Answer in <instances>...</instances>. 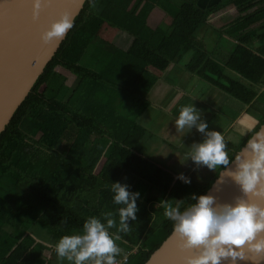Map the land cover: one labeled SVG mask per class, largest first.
<instances>
[{
	"label": "trees",
	"instance_id": "1",
	"mask_svg": "<svg viewBox=\"0 0 264 264\" xmlns=\"http://www.w3.org/2000/svg\"><path fill=\"white\" fill-rule=\"evenodd\" d=\"M138 1L85 0L73 27L0 132V264H50L52 246L29 229L57 241L81 233L89 216L103 222L104 213L112 212L118 221L121 205L112 202L113 181L140 193L137 221H129L132 231L116 241L122 253L117 259L126 256L121 264H143L172 231L160 201L190 203L222 169L203 183L180 186L173 172L144 154L150 133L136 120L156 80L152 70L164 71L190 52L186 67L191 73L250 104L257 97L253 87L264 84V0H233L236 17L229 24L241 37L224 64L211 57L197 32L230 0L205 9L184 0L172 22L158 30L147 26L151 8L138 9ZM144 2L167 7L162 0ZM104 22L127 44L116 47L115 37L101 44L97 33ZM98 82L121 91L120 103L95 89ZM63 86L67 90L60 93ZM257 101L264 103V93ZM5 223L12 232L1 228Z\"/></svg>",
	"mask_w": 264,
	"mask_h": 264
},
{
	"label": "clouds",
	"instance_id": "2",
	"mask_svg": "<svg viewBox=\"0 0 264 264\" xmlns=\"http://www.w3.org/2000/svg\"><path fill=\"white\" fill-rule=\"evenodd\" d=\"M33 22L40 18L41 11L49 0H27ZM73 27V20L61 13L40 33L42 43L59 41ZM203 134L194 141L185 153L195 166L214 170L218 166L240 192L230 201H219L211 192L190 197V203L175 200V203L160 201L163 215L172 222V231L178 235L181 247L189 250L183 264H264V126L256 128V121L238 125L235 130L245 140L240 152L231 159L224 134L209 129L208 122L201 118L196 106L180 107L175 118L177 132L191 129ZM255 129V130H254ZM178 179L190 183L183 173ZM128 185L111 182L112 202L121 205L116 209L118 221L112 212L100 217L89 216L82 225V232L62 235L54 244V251L70 264H118L121 248L116 241L120 234L132 231L129 221H137L139 192L129 191ZM115 228V232L110 229ZM251 253L253 255H246ZM127 257H121L126 261Z\"/></svg>",
	"mask_w": 264,
	"mask_h": 264
},
{
	"label": "crops",
	"instance_id": "3",
	"mask_svg": "<svg viewBox=\"0 0 264 264\" xmlns=\"http://www.w3.org/2000/svg\"><path fill=\"white\" fill-rule=\"evenodd\" d=\"M169 1L174 3H172L171 6L167 5V7H164L163 4H156L155 6L150 5L144 2V0L138 1L136 3L138 9L141 8L143 11L148 12V10L151 8L150 11L147 13L146 17V23L148 27H150L151 29L158 30V25L163 24L165 26L172 22L173 16L177 12L178 6L181 5L184 0ZM189 1H192L195 6L205 9L220 4L224 0ZM133 3H135V0H130V4L132 5ZM172 5L177 7L173 8ZM162 7L165 8V10H162ZM235 17V6L233 0H230L229 2L225 3L221 9L211 14L207 18V24L205 28L203 27L204 29H201L203 30L201 32H204V35H206V32H208L209 34H215L216 37L214 38V40L216 39L217 41L214 43L215 46L213 48H210L209 51L211 57L222 64L227 62L230 55L234 51L238 39L241 37V33L231 32L234 27V24L232 25L229 23L232 22ZM114 35L115 28L104 22L100 26V29L97 33V40H100L101 44H106V42L109 43V41H112V39H114L115 37L114 44L116 45V47H122L127 44V42L125 43V40H121V33H118L117 36ZM184 56L186 57L185 60L181 61L183 59V57H181L178 61L171 63L168 68L164 71L152 70L153 74L156 75V80L149 89L148 93L146 94V106L143 108L136 121L140 126L143 127V124L140 122V116L144 115V113L148 112L150 109H159L161 112L175 119L178 115L181 106L193 103L196 108L201 112V118L206 119L208 118V113L206 112L214 108L216 112H218L222 117L227 118L229 120V124L227 126L221 125V129L223 130L220 131L223 134L225 133V135H228L227 151L230 155L233 151L237 150L239 146L242 147L245 140L248 138V136L251 135V132H249L248 136L241 137L239 133L235 130L236 126L251 124L254 119L256 121L257 127L260 124L262 116H264V108H262L264 107V103H261V101H257L261 94L264 93V84H257L253 87L257 93V97L250 104H245L235 99L224 90L211 85L210 83L201 79L194 73H191L186 67V65L189 63L192 57V52L191 54L187 53V56ZM227 73L235 80L242 81V78L239 76L238 73L229 70L227 71ZM103 84L104 83L98 82L95 85V89H97L101 93L111 95L115 98L117 103H120L123 96L122 92L117 89L113 91L110 89L112 87ZM66 90L67 87L63 86L62 88H60L59 92L65 93ZM215 98H217V101L219 100V103L216 105V107L212 105V101ZM251 110H253V113L250 112ZM206 121H208V119ZM167 127L168 128H166L165 137L167 134L170 133L176 134L175 123L172 122V124ZM143 128L146 129L145 127ZM177 138L180 139L179 136ZM165 140L166 143L162 141L161 145L157 143L154 144L152 150H163L164 152H169L168 149L171 150L175 148V145L171 144L170 140ZM167 142L170 143L168 147ZM172 142L176 144L175 141ZM148 143L149 142H147V144ZM231 143H234V145H232ZM160 158H162L161 155ZM174 158H176L177 160V154L173 156V159ZM168 170L171 171L173 169ZM171 172H173L175 174L176 179H178V174L174 172V170ZM214 172L215 170H207L204 173V178H202L201 176L199 182L203 183L208 178H210ZM189 175H191V173H186L184 176L188 177ZM1 228L8 233L13 231V227L6 223ZM29 231H34L35 233H33L38 239H40L45 245L50 247L52 246L53 249H51V251L54 250L55 242L53 241L54 239H52L50 235L45 232H42V230H39L38 228H33V230L29 229ZM52 254L56 255L55 251Z\"/></svg>",
	"mask_w": 264,
	"mask_h": 264
},
{
	"label": "water",
	"instance_id": "4",
	"mask_svg": "<svg viewBox=\"0 0 264 264\" xmlns=\"http://www.w3.org/2000/svg\"><path fill=\"white\" fill-rule=\"evenodd\" d=\"M84 2L85 0H49L48 6L41 11L39 20L33 22L27 0H0V132L68 32L59 41L53 39L48 43L40 41V33L61 13H66L74 20ZM261 126H264V121L259 125ZM208 192L219 201H230L240 195L238 187L226 177L223 169L205 191ZM181 244V238L171 231L143 264H183V256L190 254V251L183 249Z\"/></svg>",
	"mask_w": 264,
	"mask_h": 264
},
{
	"label": "rangeland",
	"instance_id": "5",
	"mask_svg": "<svg viewBox=\"0 0 264 264\" xmlns=\"http://www.w3.org/2000/svg\"><path fill=\"white\" fill-rule=\"evenodd\" d=\"M161 3H165L166 5L171 6V4L174 2H169L168 0H162ZM163 26L164 25L161 24V25H158L157 28L161 29L163 28ZM204 28H201V29H204ZM201 29L197 32V36L205 43V45L208 48H213L215 46L214 43L217 41L216 39L214 40V38L216 37L215 34L214 33L209 34L208 32L204 30L206 32V35H204V32H201L203 31ZM189 54H191V52ZM185 59L186 57L183 56V59L181 61ZM110 89L115 91V89L113 88H110ZM212 102H213L212 105L216 107V105L219 103V100L217 101V98H215L213 99ZM252 111L253 110H251L250 112L253 113ZM206 113H208V118L204 120L208 119L207 122H208L209 129H216L220 131V130H223L221 129V125L227 126L229 124V120L227 118L222 117L218 112H216L214 108L208 110ZM140 117H141L140 122L143 124V127H145L147 131L150 133L149 143L143 149L144 154H146L151 160L161 164L162 166L170 170L173 169L174 172H176L177 174L183 173V175H185L186 173H191V175L188 176L190 182L197 183L198 180H200L199 178H201V176L202 178H204V173L209 169H207L205 166H195L190 159L185 157V153L188 151V147L194 141L198 142L200 139H202L203 134L197 132L193 128V130H189L187 132H177L176 131V134L170 133V134H167L165 137V133H166L165 131H166V128H168L167 126L172 124V122L175 123L174 118L170 117L169 115H166L165 113L161 112L159 109H150L148 112H145L144 115H141ZM178 136L180 139L177 138ZM224 136H225L226 142H228L227 141L228 135H225L224 133ZM165 139L170 140L171 144L175 145V148L171 150L168 149L169 152L168 151L164 152L163 150H158V151L152 150L154 144L157 143L161 145L162 141L166 143ZM172 141H175L176 144ZM167 144H168L167 145L168 147L170 143L167 142ZM231 144L234 145V143H231ZM175 154H177L178 156L177 160L176 158L173 159V156ZM160 155L162 156L163 159L160 158ZM218 168L219 166L214 170L217 171ZM178 184H180V186H185V187L189 186V183L186 184L180 179H178ZM53 241L56 242L55 240ZM49 259H50V264H70V262H68L66 259L60 258L57 255H53V254L49 255Z\"/></svg>",
	"mask_w": 264,
	"mask_h": 264
},
{
	"label": "built area",
	"instance_id": "6",
	"mask_svg": "<svg viewBox=\"0 0 264 264\" xmlns=\"http://www.w3.org/2000/svg\"><path fill=\"white\" fill-rule=\"evenodd\" d=\"M124 257V256H123ZM117 262H118V264H121V263H123V262H125V261H122L121 260V257L119 258V259H117Z\"/></svg>",
	"mask_w": 264,
	"mask_h": 264
}]
</instances>
